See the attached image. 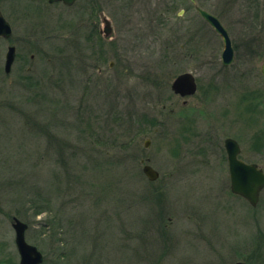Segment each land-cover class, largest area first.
Returning <instances> with one entry per match:
<instances>
[{
	"label": "rangeland",
	"instance_id": "rangeland-1",
	"mask_svg": "<svg viewBox=\"0 0 264 264\" xmlns=\"http://www.w3.org/2000/svg\"><path fill=\"white\" fill-rule=\"evenodd\" d=\"M24 1L2 2L30 70L19 62L0 82L38 85L0 87V264L20 261L14 216L41 264H225L236 248L264 264V190L257 207L231 195L223 150L235 137L264 167V108L255 117L249 94L260 77L211 69L216 40L191 0ZM16 2L32 13L24 27ZM187 71L198 88L181 97L171 83Z\"/></svg>",
	"mask_w": 264,
	"mask_h": 264
},
{
	"label": "flooded vegetation",
	"instance_id": "flooded-vegetation-1",
	"mask_svg": "<svg viewBox=\"0 0 264 264\" xmlns=\"http://www.w3.org/2000/svg\"><path fill=\"white\" fill-rule=\"evenodd\" d=\"M29 0H25L24 2H27ZM33 1H41V0H33ZM49 4V0H47ZM3 0H0V13L3 15L5 20L8 22L11 33L8 37L0 34V41L6 42L7 44V51L9 47L14 46L15 47V60L13 62V65L11 67L10 72L5 71V62H6V54L4 56V63H2L1 57H3V51L0 49V73L3 71L4 75L7 77L9 75L14 74V68L15 66L20 62L21 63V71L20 74L28 75L29 74V68L25 69V72H23V68L26 66L24 61H20V56L18 53V47L16 45V41H14V33H16V22L12 20V17L8 16L6 14V11L2 4ZM193 6L195 7L196 11L200 15V17L203 20V37L207 41L212 38L216 40V46L215 48V54L214 57H218L217 65L211 66V69L215 70L216 73L221 72H227V73H236L235 79L239 81V83L242 81V78L245 79H251L260 77V83L262 85L260 90H254L250 89L249 92L250 95H252L251 100L254 105V112H252L255 117H261L263 115V108H264V0H223L217 10L209 11L211 14L216 16L222 26V29L218 31L207 19L203 18L198 11V7H201L197 4L196 0H191ZM56 3H62V2H56ZM21 3L12 4V7L18 13L19 18L22 17L23 21L21 22V26L24 27V25H27L28 21V13L31 15L32 13L28 11L27 4L24 5L23 11L17 10V6H19ZM55 4V3H53ZM203 8V7H202ZM205 9V8H204ZM27 21V22H26ZM26 22V23H25ZM231 47L232 50V57L233 60L230 64L226 65L223 61V55L225 52H229V48ZM34 55L31 57L33 58ZM3 66V69H2ZM222 74V73H221ZM259 75V76H258ZM233 76V75H232ZM225 83L227 84L226 80L228 82H233V78L230 76H224ZM20 81H11V82H0L1 88L6 89H12V88H20V89H33L38 85V82H33L32 78L29 76H22L20 78ZM255 79V80H256ZM228 88L225 90L227 93L231 91L230 85L231 83L227 84ZM213 89L212 87H209L207 94L209 91ZM253 93V94H252ZM240 103V102H239ZM227 136V135H226ZM232 137L227 136L226 138ZM236 139L235 137H232ZM237 140V139H236ZM238 141V140H237ZM224 150V156L225 160L228 166V176H225V184L228 186V191L231 195L234 197L240 196L232 192L231 190V177H230V170H229V158L227 154V150L225 148V145H223ZM242 150V149H241ZM242 152H240L238 158L246 163H256L253 161H246L244 158H242ZM258 164V163H256ZM221 164H219L220 166ZM260 168L263 169L264 167L260 166ZM264 190V189H263ZM262 190V191H263ZM262 194V192H261ZM261 194L259 196V202L261 201ZM242 197V196H240ZM243 198V197H242ZM248 202V200L246 199ZM257 203V205L259 204ZM249 203V202H248ZM252 206V207H257ZM255 209V208H253ZM257 209V208H256ZM248 248L245 249H233L232 252H230V255H228V260L225 262V264H235L239 261L245 262L247 264H255L253 262L252 257V251L242 253V250L247 251ZM251 249H254V244H251ZM256 249V248H255ZM214 250L219 251L218 248H214ZM222 253L221 251H219ZM254 253V252H253ZM247 254L249 256H247ZM226 259V258H225Z\"/></svg>",
	"mask_w": 264,
	"mask_h": 264
},
{
	"label": "water",
	"instance_id": "water-1",
	"mask_svg": "<svg viewBox=\"0 0 264 264\" xmlns=\"http://www.w3.org/2000/svg\"><path fill=\"white\" fill-rule=\"evenodd\" d=\"M63 1L67 5H72L76 0H49L50 3ZM201 15L207 19L218 31L222 26L217 17L211 13L198 7ZM11 33L10 26L0 13V34L8 37ZM107 38L112 37L111 22L107 17H104V27L101 30ZM229 52L223 55V61L226 65L230 64L233 60L231 47ZM15 59V47L11 46L8 49L5 62V71L10 72L12 64ZM264 73V70H263ZM172 89L176 93L183 96L190 95L196 92L197 84L195 78L191 73H183L179 75L172 84ZM150 140L145 141V146L148 147ZM230 161L231 173V188L232 191L247 198L253 205H256L259 200L260 191L264 188V172L259 169L257 164H246L237 158L240 152V147L237 141L228 138L225 142ZM143 172L150 180H156L159 177V172L150 164L143 167ZM1 203V202H0ZM12 227L15 231V244L20 255L19 264H41L44 261L43 253L34 244L26 240L27 223L19 219L17 216L13 217ZM236 264H246L238 262Z\"/></svg>",
	"mask_w": 264,
	"mask_h": 264
}]
</instances>
